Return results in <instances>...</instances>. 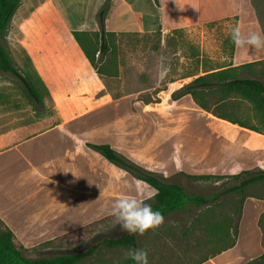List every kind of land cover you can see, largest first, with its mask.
Here are the masks:
<instances>
[{"label": "crops", "instance_id": "0c3cea01", "mask_svg": "<svg viewBox=\"0 0 264 264\" xmlns=\"http://www.w3.org/2000/svg\"><path fill=\"white\" fill-rule=\"evenodd\" d=\"M103 1L97 0L95 13ZM211 1L110 0L104 26L113 32L164 34L228 18L222 10L219 15H210L209 9L214 7ZM90 22L72 30L96 31V17ZM59 45L57 53L51 52L48 58L54 81L64 78L67 72L75 76L91 73L97 81L84 83L75 91L62 88L58 96L62 100L60 111L55 114V121L44 128L36 129L32 112L25 115L26 122L19 116L0 123V229L9 228L15 243L28 253L34 255L48 249L53 242L70 243L75 242V237L86 238L95 231L87 228L154 200L155 189L151 185L109 161L96 145H109L169 182L209 167L211 174L233 175L242 166L237 160L250 166L246 170H257L264 163L263 132L216 116L199 107L190 94L171 96L190 81V76L165 82L150 99L134 93L113 94L106 89L72 33ZM232 58L231 65H239L262 59L264 55ZM188 129L202 132L199 152L176 140ZM183 146L187 149L183 150ZM188 154L200 157L192 159ZM249 198L253 197H246L242 204ZM255 199L259 202L256 216L259 234L255 241L261 250L258 220L264 210V199ZM252 258L246 260L239 253L235 239L233 245L227 243L190 264H244Z\"/></svg>", "mask_w": 264, "mask_h": 264}, {"label": "rangeland", "instance_id": "374dc122", "mask_svg": "<svg viewBox=\"0 0 264 264\" xmlns=\"http://www.w3.org/2000/svg\"><path fill=\"white\" fill-rule=\"evenodd\" d=\"M212 3L214 7L209 9L210 15H219L222 10L228 18L164 34L160 31L114 32L111 36L113 46L103 63L109 72L116 70V73L100 75L106 89L113 94L134 93L143 99H150V95L169 80L187 75L192 79L222 66H231L229 77L257 78L264 83V58L231 65L233 56L242 60L264 55V0H213ZM96 5L97 0L19 1L0 40L18 71L37 90L40 102L29 97L18 77L0 72L1 124L19 116L22 122H26L28 117L25 119V115L32 112L36 129L44 128L55 121L54 116L60 111L62 100L58 96H61L62 88L75 91L84 83L97 81L91 73L75 76L67 72L57 82L52 79L53 72L48 65L51 52L57 53V47L69 37L73 28L95 20ZM231 13L237 14L238 18ZM91 36L96 39V34ZM200 95L209 104L210 110L218 108L228 112L264 132V109L256 108L240 92L223 93L217 87ZM223 97L224 100L220 101ZM201 137L200 130L188 129L176 140L199 152ZM187 156L192 159L200 157L196 154ZM237 164L242 165L239 172L255 171L246 170L250 166H243V160H237ZM210 169L194 173L211 174L208 172ZM260 169H264V163ZM215 175L208 178L195 175L175 178V183L183 187L188 199L178 208L150 218L154 222L143 219L153 200L151 204L125 209L102 220L97 226L87 228L88 231H95L86 238L75 237V242L70 243L53 242L50 248L40 251L43 255H35L40 252L34 255L25 253L31 257H53L85 250L95 244L93 252L75 264H121L131 251L125 246H107L103 239L116 237L122 230L137 223L139 264H190L235 239L239 253L246 260L253 257L245 260L244 264H264V257L260 256L264 251V210L258 220L261 250L255 241L259 234L256 222L259 202L255 198L264 199V180L246 185L244 194H241L237 190L223 191L236 183L237 178L231 174ZM197 197H203L205 202ZM246 197L253 198L243 205Z\"/></svg>", "mask_w": 264, "mask_h": 264}, {"label": "trees", "instance_id": "16d2710c", "mask_svg": "<svg viewBox=\"0 0 264 264\" xmlns=\"http://www.w3.org/2000/svg\"><path fill=\"white\" fill-rule=\"evenodd\" d=\"M20 0H0V38L14 14ZM157 2V0H154ZM110 0H104L95 13L98 29L96 31L88 30H72L71 33L83 51L85 57L99 75H113L116 73L109 72L104 66L103 61L106 59L113 46L111 36L113 31L105 29L104 20L109 10ZM96 34V39L91 34ZM96 55V56H95ZM249 63V62H246ZM245 64V63H244ZM229 67L218 70L208 71L204 74L193 77L190 81L177 88L171 93L173 98L181 97L185 94H190L196 101L199 107L211 111L218 117L224 118L232 123L245 126L258 132H263L256 126L248 125L232 114L219 110L218 108L210 110L209 104L200 95L203 91H208L213 88H219L221 92L238 91L244 97L251 100L256 108L264 109V83L257 78L250 77H229ZM0 72H9L18 77L25 87V90L30 98L35 102H40L37 90L32 84L22 75L11 58L8 55L3 43L0 40ZM227 96V94H226ZM224 97L220 99L223 101ZM214 110V111H213ZM264 133V132H263ZM96 148L109 161L129 170L137 178L151 185L155 189V196L153 203L145 210L143 219H150L163 215L171 210L178 208L183 204L188 197L184 193L183 187L175 182H169L162 176L146 170L140 165L128 160L116 150L107 144L96 145ZM191 176V175H188ZM193 176V175H192ZM200 178H208L216 176L215 174H199L195 175ZM232 177L237 178V182L225 188L223 191L237 190L241 194L246 185L264 180V169H257L254 172H239L233 174ZM201 202H205L203 197H197ZM243 198H241L242 202ZM139 231V225L136 223L131 227L124 229L116 237H106L103 242L107 246H125L130 251V256L121 264H138L137 243L136 236ZM234 240L229 243L233 245ZM95 249V244H92L85 250L64 254L53 257L36 256L31 257L25 253V248L15 244L13 232L5 227L0 230V264H75L83 258L90 255ZM264 257V251L260 254Z\"/></svg>", "mask_w": 264, "mask_h": 264}]
</instances>
